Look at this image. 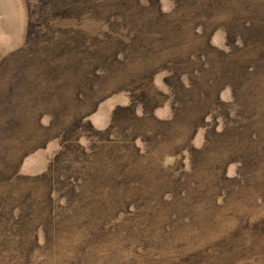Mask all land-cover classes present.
Returning a JSON list of instances; mask_svg holds the SVG:
<instances>
[{
  "label": "rangeland",
  "instance_id": "374dc122",
  "mask_svg": "<svg viewBox=\"0 0 264 264\" xmlns=\"http://www.w3.org/2000/svg\"><path fill=\"white\" fill-rule=\"evenodd\" d=\"M0 264H264V0H0Z\"/></svg>",
  "mask_w": 264,
  "mask_h": 264
},
{
  "label": "trees",
  "instance_id": "16d2710c",
  "mask_svg": "<svg viewBox=\"0 0 264 264\" xmlns=\"http://www.w3.org/2000/svg\"><path fill=\"white\" fill-rule=\"evenodd\" d=\"M237 40H238V41H241V42L243 43L242 38L238 37ZM80 118H81V119H85L86 117H85V116H80ZM30 136L34 137L33 135H30ZM18 141H19L20 143L22 142V144L24 145L25 143H31V142H33L34 139L31 138L30 140H27V137H24V138H21V137H20V138H18ZM25 149H26V148L24 147V150H25Z\"/></svg>",
  "mask_w": 264,
  "mask_h": 264
}]
</instances>
